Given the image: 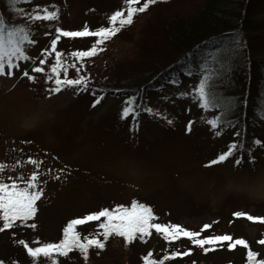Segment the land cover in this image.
Here are the masks:
<instances>
[{
    "label": "rangeland",
    "instance_id": "rangeland-1",
    "mask_svg": "<svg viewBox=\"0 0 264 264\" xmlns=\"http://www.w3.org/2000/svg\"><path fill=\"white\" fill-rule=\"evenodd\" d=\"M112 1L33 0L32 4H26V10L51 6L59 12V17L56 21L35 25L32 36L35 45L26 52L30 59L19 62L21 67L29 71L40 66L39 61L50 51V41L55 36L48 35L55 27L79 31L91 26L96 10L90 6L104 8ZM0 12L7 15L3 8ZM14 21L16 24L26 22L21 16ZM232 31L240 32L239 39L245 45L239 28L221 31L206 41ZM117 47L114 52L119 53L129 44ZM205 47L203 43L201 51ZM98 57L99 64L94 58L90 61L100 69L105 65V56ZM53 58L54 54L48 57ZM191 60L200 62L199 54L194 53ZM13 71L12 76H0V163L16 167L17 173L38 172L39 178L51 179L53 184L52 192L44 193L39 202L41 230L33 237L32 246H40L37 240L41 244L54 240L64 219L91 210L99 199L110 196L120 201H128L133 196L148 197L161 210L172 211L174 217L170 219H167L168 212L163 215L169 224H181L189 231L198 232L204 231V224H209L210 233L229 235L227 231L233 230L237 231L235 237L247 236L252 245L258 244L256 237L264 229V223L252 224L239 217L241 221L234 223L231 215L242 211L264 217L261 103L256 108L258 122L253 133L252 153L241 155L243 165H235V156L209 167L210 161L218 159L233 143L235 128L218 126L213 130L206 121L219 111H203L190 94L181 97V93H190L198 83L196 75L178 72L173 80L170 78L160 88L149 91L147 103L157 114L142 111L136 130L131 116L121 119L124 102L130 97H104L99 105L92 107L95 95H86L74 88L64 89L59 94H50L47 89L42 92L41 86L32 88V81L20 70ZM165 117L173 123L169 125ZM189 125L191 131L187 130ZM216 131L221 134L215 135ZM257 139L261 141L259 145L253 143ZM249 156L255 158V172L248 162ZM31 159L37 160L39 169L30 163ZM245 192L253 195H245Z\"/></svg>",
    "mask_w": 264,
    "mask_h": 264
},
{
    "label": "trees",
    "instance_id": "trees-1",
    "mask_svg": "<svg viewBox=\"0 0 264 264\" xmlns=\"http://www.w3.org/2000/svg\"><path fill=\"white\" fill-rule=\"evenodd\" d=\"M143 3L144 0H140V4L136 7L142 6ZM21 7L25 8V5ZM125 7L124 0H113L111 3H106L104 8L90 6L91 9L96 10V15L92 18L91 26L87 27L90 31H95L100 26H108V18ZM2 8L7 11L5 17L8 22L15 23L14 20L19 16L8 9L6 0H0V9ZM59 27L62 29L61 26ZM234 28H239L241 31L246 47L243 48L241 62L238 61L240 66L233 73L234 86L226 85L221 91L225 96L240 98L239 105L233 108L228 119L236 121L233 126L236 130L233 131L231 142L244 145L233 157L237 156L242 159L241 155L248 156L252 153L253 133L258 122L256 108L258 105L260 107L264 89V0H167V2L158 0L155 5H150L144 13L137 14L131 26H126L120 33L102 45L103 51H98L97 55L82 58V61L77 62V67H80L81 63L83 64L79 74L90 78L89 90L83 93L93 95L92 89H97L96 95L93 96V103L97 95L125 98L136 96L138 104H141L142 107H150L147 103L149 91L160 88L170 78L173 80L178 72H184L183 69L187 66V53L196 49L197 45L201 46L206 39H210L213 35ZM50 36H55V31L48 35V37ZM96 40L97 37H62L58 42L59 49L57 51L68 56L67 62L71 63L74 62V58L70 57L71 52L88 51ZM120 43L123 45L127 43L129 47L123 51L120 50L119 53L114 52L115 49H119L117 45H121ZM47 45L46 38V49L48 50ZM38 50L40 52L42 48H38ZM101 54L105 56V65L98 69L94 63L91 64L90 60L94 58L99 64L97 57ZM198 64V61H192L194 70ZM50 66V64L46 65V72L50 70ZM28 70L30 75L37 77L35 82L32 81V88L41 86L43 92L50 86H54L53 82L47 81L45 74H32L30 73L32 70ZM74 71V69H69V78H75ZM61 78H63V73H61ZM39 81L42 84L38 85ZM141 117L143 116L140 114L138 120ZM227 150L228 147L225 151ZM233 157L229 159L231 160ZM6 164L0 163L4 166V170L0 172V179L6 183H11L12 180L20 176L27 180L33 173L24 171L17 173L16 167H10L7 162ZM38 182L45 194L49 190L52 192L51 179L38 178ZM17 183L23 186V181L17 180ZM117 199L114 196L101 198L96 207L89 210L90 212L84 211L64 219L63 223L59 224L55 239L49 241L58 243L63 238V228L73 219H82L105 207L110 210L116 206L130 207L133 201L150 206L153 209L155 217L153 222L155 223L168 225V220L163 219V215L167 212L169 213L167 219L174 217L169 208L161 210L160 206L148 197L133 196L128 201ZM40 201H37V214L27 222V225L35 224V228L21 225L20 221H16L12 229L0 231V262L3 264H32L26 249L19 245V240L24 239L30 247H36L32 245L35 242L33 237L38 235L37 233L41 230V223L38 219ZM234 213L231 215L232 222L241 221L239 218L249 221L247 219L249 212H244L246 215L239 218ZM255 217L264 218L258 214ZM105 219L101 218V221H90L84 225H78L76 230L81 234L82 242L85 237H89L99 230V224ZM249 222L259 225L262 223L260 221ZM0 227H2V220H0ZM211 229L210 227L200 231L199 238L215 235L209 232ZM227 232L233 236V239L237 238L234 235L237 231L229 230ZM98 238L103 241V236ZM242 238L248 242V248L237 246L236 249L229 250L228 242H224L223 245H216V250L205 253L201 248L191 245L190 240L186 237H181L177 241H166L163 235L157 233L155 229H150V235L145 236L143 240L136 239L131 243H127L124 237L113 234L105 242L103 250L95 247L90 248L87 260L79 250H73L67 258L58 257V264H145L144 257L146 256L159 261L165 255L170 256L173 251L183 253L189 249L191 250L190 256L177 257L167 261L166 264H248L247 251L249 250L257 252V259L264 258L262 245L259 243L252 245L247 236H242ZM261 239H264V229L260 230L256 241L259 242ZM205 247L212 246L205 245ZM234 252H237L236 255Z\"/></svg>",
    "mask_w": 264,
    "mask_h": 264
},
{
    "label": "snow or ice",
    "instance_id": "snow-or-ice-1",
    "mask_svg": "<svg viewBox=\"0 0 264 264\" xmlns=\"http://www.w3.org/2000/svg\"><path fill=\"white\" fill-rule=\"evenodd\" d=\"M158 0H144L140 7V0H124L125 8L116 11L108 18V26H100L95 31H90L87 26L79 31L62 30L60 27H55V37L50 41V51L45 55L44 59L39 61L40 66L32 69L36 74H45L47 81L53 82L52 87L47 91L50 94H59L62 90L67 88H74L77 92H87L89 90L90 78L85 75H80L83 64L77 67V62L82 61V58L93 57L97 55L98 51H103L101 47L112 37L117 35L126 26H131L134 23V17L137 14L144 13L149 9L150 5H155ZM167 2V0H163ZM33 0H6V4L10 10L17 16L25 19V23L16 24L10 23L0 12V76H12L13 70H20L21 74L28 80L35 82L37 77L30 75L29 71L24 70L19 62L28 61L29 55L26 54L28 49L34 44L32 39L34 27L38 22L56 21L59 17L57 10L51 9V6H34L31 10H26L20 5L32 4ZM48 35V33H45ZM61 37L78 38V37H97V40L88 51H73L70 57L74 58V62H67L69 57L61 51H57L58 42ZM240 32L232 31L221 33L214 39L205 41V48L201 51V46L197 45L196 49L186 54L187 66L183 71L188 76L196 75L198 83L189 92L181 93V97H187L189 94L191 98L197 103L203 111L207 112L212 109L219 111L218 115L208 119L206 122L213 130L218 126L220 128L233 127L236 121L228 119L229 114L233 108L240 103V98L236 96H225L221 89L226 85L234 86L233 73L240 66L238 61L242 58L241 54L246 45L242 44L239 39ZM194 53L199 54L200 62L194 70L192 66V56ZM54 54V59L49 60ZM178 63H181L178 61ZM50 64V70L45 71V65ZM69 69H74L73 75L75 78H69ZM63 73V78H61ZM178 82V81H175ZM115 91V90H114ZM93 95H96L97 89H92ZM264 97V93H262ZM104 99V95H97L92 105L95 107L99 105ZM125 106L121 112V119L132 117V124L138 130V117L141 111H146L150 114H157L154 109L150 107H142L137 103L136 96L127 99ZM260 115L264 116V99L261 100V107L259 109ZM167 123L171 125L173 121L167 119ZM188 131H191L189 125ZM220 131H216L215 135H220ZM240 135V133H237ZM253 143L259 145L260 141L255 140ZM244 147L243 143H231L228 150L224 151L218 156V159H212L209 167L218 165L221 162L227 161L230 157L238 151L239 148ZM250 151V149H249ZM248 162L255 172V158L249 156ZM30 163L39 169L40 165L37 160L31 159ZM244 161L240 158L235 160V165L242 166ZM4 170V166L0 165V172ZM39 173L33 172L31 176L25 180L23 176L17 177L11 183H6L0 179V220H2V227L0 231L12 229L16 221H20L21 225L35 228V224L27 225V222L34 218L37 214V201H40L44 189L39 186ZM59 179V177H56ZM17 180L23 181V186L17 183ZM236 217H243L246 213L237 211L234 213ZM101 218H106L98 226L93 235L85 237L81 240V234L76 230L78 225H84L90 221H101ZM155 219L153 209L146 206L144 203L133 201L131 206H116L113 209L107 207L102 210L88 214L82 219L71 220L66 227L63 228V238L58 243L36 241L40 246L30 247L24 239L19 240V245L26 249L27 255L32 261V264H58V257L69 256L73 250H79L87 260L90 248H98L103 250L105 242L113 234L124 237L127 243H131L136 239L143 240L145 236L150 235V229H155L157 233H161L166 241H177L181 237H186L190 240L191 245L201 248L205 253L214 251L216 245H223L227 243L229 250L236 249L237 246L248 248V242L243 238L233 239L231 235H210L205 238H199L201 233L198 231H189L179 224H161L153 222ZM249 221H260L264 223V218L247 215ZM209 224H204V229H209ZM103 236V241L98 237ZM260 245L264 246V239L259 240ZM205 245L212 247L206 248ZM191 250L180 253L173 251L171 255H165L159 261L144 257L145 264H166L169 260H174L177 257L190 256ZM248 264H264V258L257 259V252L247 251ZM3 264V262H0Z\"/></svg>",
    "mask_w": 264,
    "mask_h": 264
},
{
    "label": "clouds",
    "instance_id": "clouds-1",
    "mask_svg": "<svg viewBox=\"0 0 264 264\" xmlns=\"http://www.w3.org/2000/svg\"><path fill=\"white\" fill-rule=\"evenodd\" d=\"M244 194L245 195H253V193H251V192H245Z\"/></svg>",
    "mask_w": 264,
    "mask_h": 264
}]
</instances>
